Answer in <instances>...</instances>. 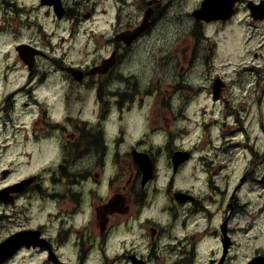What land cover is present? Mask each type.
Wrapping results in <instances>:
<instances>
[{"label":"flooded vegetation","instance_id":"1","mask_svg":"<svg viewBox=\"0 0 264 264\" xmlns=\"http://www.w3.org/2000/svg\"><path fill=\"white\" fill-rule=\"evenodd\" d=\"M219 1L221 19L205 22L196 17L205 0H0V46L14 39L16 58L0 86L17 63L26 74L0 99V264H264V0ZM212 25L236 41L228 49H238L240 102L216 77L202 89L223 107L221 120L193 128L186 150L156 143L172 124L173 94L158 93L155 78L142 88L127 69L132 54L147 42L155 66L183 72ZM40 60L65 75L63 108L32 122L19 154L15 97L39 103ZM132 130L140 139L123 140ZM181 152L188 159L174 160ZM89 156L96 170L84 169ZM188 163L189 184L177 181Z\"/></svg>","mask_w":264,"mask_h":264},{"label":"rangeland","instance_id":"2","mask_svg":"<svg viewBox=\"0 0 264 264\" xmlns=\"http://www.w3.org/2000/svg\"><path fill=\"white\" fill-rule=\"evenodd\" d=\"M52 30H55L54 26H51ZM56 33L66 35L62 31V27L56 30ZM205 38L198 44L196 50V56L192 60V66H184V71H180L182 64H177V66H171L173 64L163 66H155L156 58L153 54L152 58H149L148 43L144 42L139 51L134 50L132 58L128 63V70L136 74V77L140 80V85L142 88L149 86V79L155 78L157 83L155 85L158 87V93L165 94L164 98H169L173 94L171 104V111L166 116L164 122L170 120L172 122L169 128H164L161 130L160 136L158 138H152L154 142H164V141H173L174 146L185 148L186 150L192 143L190 132L193 128L196 130L197 125L209 124L213 120L220 121L224 116L223 107L220 103H215V101L210 100L208 93L211 92L210 88L208 90H203L202 88H207L212 79L219 77L225 79L228 83L229 89L227 98L231 103H239L240 95H234L232 90L240 88L241 82H239L243 75H240L236 71V62L238 56V49L234 50V47L237 45L236 41L234 44L227 45L228 39H224V35L221 32V27L219 25L208 26L205 30ZM27 36V33L24 34V38ZM185 38H181V42ZM14 39L9 41V44L12 48L14 45ZM195 43L193 40H190L188 43V48L191 51ZM234 46L231 50L228 49ZM201 47V50L198 48ZM8 46L7 38L3 37L1 46H0V76L5 75L6 68L12 67L16 62V58ZM71 54L77 55L76 53H70L68 58H71ZM61 55V51L57 50V56ZM238 67V66H237ZM229 69V70H226ZM12 72L8 74L9 83L6 85L0 86V99L2 97L3 87L8 90L9 88H15L20 86L24 81L26 74L24 69L21 67L20 63L16 64L15 68H11ZM37 73L39 77H46L44 80V85L40 90H37L36 97L38 98L37 105H29L24 107L22 104L29 102L23 95L19 94L16 98L15 112L13 116L17 119L15 125L25 126L23 130L20 128V131L16 135L15 140H19V145L17 152L20 154L22 151L27 152V145L23 149L22 140L31 138V128L32 122H34L38 117L45 115L49 108H51L52 115H59L63 108L62 97L63 93L61 87L65 84H61L60 77L65 75L56 69L55 66L47 61L40 60V63L37 67ZM210 84V87H211ZM235 85V86H234ZM233 86V87H232ZM188 87L191 88L188 91ZM218 90V85H215V92ZM23 97V98H20ZM214 105V107H212ZM30 107V108H29ZM133 119L136 120L137 130H142L141 127L145 125L144 123V114L135 113ZM163 122V123H164ZM163 123H158L159 127ZM248 124V121L246 122ZM119 123L114 122V126L118 128ZM114 128L112 133L114 135L119 134V130ZM39 128H35L34 131H38ZM137 130L130 131V135L123 136V140H138L140 138H134L138 133ZM173 135H172V134ZM249 133H251L249 131ZM171 134V135H170ZM174 134H176L175 137ZM253 134H256L255 132ZM233 135H239L238 133H233ZM198 136V134H197ZM173 137V138H172ZM172 139V140H171ZM119 140V139H115ZM147 141L150 142L151 138H147ZM127 146V143H126ZM172 147V146H171ZM36 148V147H35ZM173 148V147H172ZM175 149V148H173ZM125 149L114 151L113 155L115 160H117V154L121 158L125 155ZM54 157V152L49 156ZM47 157V158H49ZM45 158L44 161L47 160ZM26 162V161H25ZM83 163V167L86 170L92 171L97 169L96 161L92 156L87 157ZM30 164L33 166V169L37 170L40 166V162L37 159L32 158ZM113 164V163H112ZM190 163L183 167L177 177V181L186 180L189 184L190 182ZM119 169L116 167H111L110 172H118ZM162 174H164L162 172ZM196 188H199L198 184H195Z\"/></svg>","mask_w":264,"mask_h":264},{"label":"water","instance_id":"3","mask_svg":"<svg viewBox=\"0 0 264 264\" xmlns=\"http://www.w3.org/2000/svg\"><path fill=\"white\" fill-rule=\"evenodd\" d=\"M220 4L219 0H205V3L203 4L202 8L198 13L196 14V17L198 19H202L205 22H212V21H219L221 19L220 15V9H217L218 5ZM74 77L77 74H74ZM188 159L187 153H177L174 156V160L184 162Z\"/></svg>","mask_w":264,"mask_h":264}]
</instances>
